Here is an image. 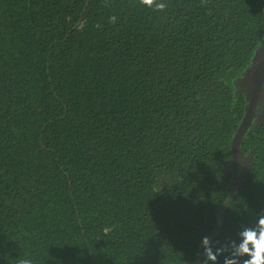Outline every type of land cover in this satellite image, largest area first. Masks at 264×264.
Listing matches in <instances>:
<instances>
[{
  "label": "trees",
  "instance_id": "trees-1",
  "mask_svg": "<svg viewBox=\"0 0 264 264\" xmlns=\"http://www.w3.org/2000/svg\"><path fill=\"white\" fill-rule=\"evenodd\" d=\"M158 2L0 0V264H199L264 211V0Z\"/></svg>",
  "mask_w": 264,
  "mask_h": 264
},
{
  "label": "clouds",
  "instance_id": "clouds-1",
  "mask_svg": "<svg viewBox=\"0 0 264 264\" xmlns=\"http://www.w3.org/2000/svg\"><path fill=\"white\" fill-rule=\"evenodd\" d=\"M145 6L163 10L165 4L158 0H139ZM115 22L116 17H109ZM203 259L199 264H264V211L255 217L254 223L242 224L235 238L224 242L210 240L207 235L201 238ZM246 257V258H245ZM17 264H32L30 259H20Z\"/></svg>",
  "mask_w": 264,
  "mask_h": 264
},
{
  "label": "water",
  "instance_id": "water-1",
  "mask_svg": "<svg viewBox=\"0 0 264 264\" xmlns=\"http://www.w3.org/2000/svg\"><path fill=\"white\" fill-rule=\"evenodd\" d=\"M249 78L252 82V90L248 97L244 115L230 143V145L232 146V153L234 159L237 158L239 143L241 142L244 133L251 126L252 121L256 115L259 94L264 84V45H262V47L260 48V50L256 55V58L254 59V62L251 66ZM231 197L232 195L228 197V199L221 205L218 211L217 223L213 230V233H211L209 236L210 240L214 237L218 228L220 227L221 215L224 209L226 208L228 201Z\"/></svg>",
  "mask_w": 264,
  "mask_h": 264
}]
</instances>
